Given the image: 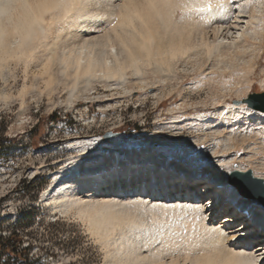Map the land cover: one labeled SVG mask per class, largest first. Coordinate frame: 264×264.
<instances>
[{
  "label": "bare ground",
  "instance_id": "1",
  "mask_svg": "<svg viewBox=\"0 0 264 264\" xmlns=\"http://www.w3.org/2000/svg\"><path fill=\"white\" fill-rule=\"evenodd\" d=\"M96 9L97 4L72 27L47 16L50 23L30 31L31 9L22 2L10 5L8 0H0V75L10 61H23L27 68L34 64L38 71L35 69L29 79L33 77L31 84L28 88L23 84L21 91L36 90L39 97L45 93L49 100L56 91H65L70 105L93 82H101L104 89L114 83L124 91L131 84L141 90L152 88L157 82L159 88L174 76L170 72L181 61H192L190 67L196 70L208 61L211 69L215 65L254 69L263 61L261 0H253L251 5L248 0H228L223 10L217 0H119L114 10ZM177 9L182 14L172 24L171 16ZM102 19L108 27L104 26L107 28L101 35L93 34L89 23ZM146 69L154 77H147ZM128 72L133 75L132 82ZM250 107L226 105L222 116L214 121L201 113L194 120L196 124L187 123L188 128L201 134L185 141L159 139L161 132H150L134 140L133 147H126L120 137L107 142L79 137L74 145L81 148L80 154L67 169L55 175L54 186L42 194L41 202L62 212L75 209L101 242L108 243L119 232L111 264H185L162 254L173 253L180 229L184 230L185 243L188 237L190 246L200 245L197 253L187 252V264H264V207L254 198L240 196L228 176L230 166L243 158L236 153L230 155L238 141L253 149L247 158L258 155L255 144H259L260 157L264 159V110ZM169 111L170 120L164 122L162 129L172 126L173 131L182 130L181 113L187 110L181 104ZM205 131L214 140L207 146L209 135ZM221 134L225 137L216 140ZM201 148L204 156L199 152ZM170 151L177 154V162H173L177 166L167 159ZM258 167L264 169V163ZM246 169L239 165L231 171ZM202 197L208 199L202 201ZM241 197L246 204L238 203ZM246 208L249 216L242 213ZM219 213L226 215L213 223ZM143 218H148L150 224L144 223ZM234 223L237 224L231 227ZM164 234L162 246L142 254L141 247Z\"/></svg>",
  "mask_w": 264,
  "mask_h": 264
},
{
  "label": "rangeland",
  "instance_id": "2",
  "mask_svg": "<svg viewBox=\"0 0 264 264\" xmlns=\"http://www.w3.org/2000/svg\"><path fill=\"white\" fill-rule=\"evenodd\" d=\"M100 1L98 0V3L96 0L97 11H102L104 8L109 10V7L114 10L119 2V0H109L107 4L106 0V2ZM115 4L113 9L112 5ZM95 8L96 6L92 7L94 10ZM181 14L180 9L175 10L171 16L172 24L179 20ZM99 21L92 22L93 25H98V28L92 27L93 25L89 23L91 26L89 29H92L95 35H101L108 27L104 19ZM263 61L254 66V69L245 65L233 69H225L223 65L217 68L215 65V68L211 69V62L208 61L199 70L190 67L192 61H181L171 70L170 73L174 76L167 79L163 87L160 84L158 88L159 83L156 82L152 88L139 90L136 84H131L126 92L122 89L121 91L119 86L113 85L114 83L111 84L112 86H105L104 89L101 82H93L94 84L87 86L88 91L87 89L78 91L85 94L72 100L70 105L67 104L68 94L65 91L54 92L51 100L45 93L46 96L43 94L39 97L36 90L29 93L21 91L23 84L29 87L33 80L32 77L31 82L29 81L30 76L38 71V67L30 63L27 68L25 63L19 60L8 62L3 75H0V236L6 237L9 231H17L20 235L18 249L25 248L24 252L28 254L30 264H111L110 257L113 256L116 243L119 241V232L116 231L112 239L109 238L108 243L101 242L99 237L88 229V225L78 216L75 209L62 212L60 208L56 210L52 204L41 202L42 194L54 186L55 177L62 173L63 169H67L73 158L80 154L81 148L78 149L74 145L76 140L80 137L107 142L120 137L124 146L133 147L134 140L138 141L140 137H146L150 132H161L159 139L188 140L187 138L193 135L201 134L194 128H188L189 125L196 124L194 120L201 113L205 115V118L214 121L221 115V110L226 105L235 104L240 108L249 106L245 103V99L250 94L261 95L257 101L264 103ZM145 72L147 77H154L151 70L146 69ZM127 77L132 82L133 75L130 72L127 73ZM158 97L162 100L160 101ZM62 99L64 102H61ZM181 104L187 111L181 113L184 122L179 127L185 129L179 130L180 132L173 131L172 126L171 129L166 126L162 129L164 122L170 120L169 110ZM222 135L217 136L216 140L223 139L225 135ZM206 138L208 139L206 146L214 142L210 135ZM255 146L258 155L247 158V155L254 153L253 149L252 151L250 148L247 149L244 143L238 141L230 155L236 153L240 159L243 158L235 165H231L230 169L241 165L247 168L246 170H250L253 176L263 177L264 180V169L258 167L259 163H264V159L260 157L259 144ZM202 148L199 152L201 156H204ZM169 154L170 157L168 156L167 159L171 161V164L177 162L174 158L177 154L171 151ZM149 165L148 163V167ZM174 165L177 166V164ZM231 170H228V176ZM170 171L171 169L166 170L167 173ZM181 174L184 175L182 172ZM198 189L197 192L200 194ZM236 190L240 194L237 188ZM240 196L247 198L241 194ZM242 197L238 203H244ZM207 199L202 197L201 200ZM217 205L221 207L220 202ZM224 215L226 214H217L213 223L217 224ZM143 220H145L144 223L150 224L148 218ZM168 229L165 232L167 235L170 234ZM183 232L184 230L181 229L177 235L175 232L178 242L175 249H172L173 253L164 251L162 254L166 255V259L175 258L187 264L186 256H190L187 252L197 253L200 245L190 246L188 237L185 243L186 237L182 235ZM166 234L149 240L147 245L140 248L142 254L147 255L149 250L153 251L155 247L162 246ZM4 257L5 255L0 259V264H18V262H12V259L3 262ZM163 257L165 259V256Z\"/></svg>",
  "mask_w": 264,
  "mask_h": 264
},
{
  "label": "snow or ice",
  "instance_id": "3",
  "mask_svg": "<svg viewBox=\"0 0 264 264\" xmlns=\"http://www.w3.org/2000/svg\"><path fill=\"white\" fill-rule=\"evenodd\" d=\"M8 2L10 5L22 2L31 9L28 22L30 31L44 23H50L46 19L47 16H54L58 23L72 27L75 22L83 18L84 13L96 6V0H8ZM162 2L169 3L170 0H162ZM227 2L228 0H217V5L223 10ZM248 2L251 5L253 0ZM261 3L264 4V0H261Z\"/></svg>",
  "mask_w": 264,
  "mask_h": 264
},
{
  "label": "water",
  "instance_id": "4",
  "mask_svg": "<svg viewBox=\"0 0 264 264\" xmlns=\"http://www.w3.org/2000/svg\"><path fill=\"white\" fill-rule=\"evenodd\" d=\"M261 95L250 94L245 99L249 106L264 110V103L257 101ZM229 181L238 189L241 195L251 199L254 198L264 207V180L252 175L250 170L236 171L229 173ZM247 187H246V186Z\"/></svg>",
  "mask_w": 264,
  "mask_h": 264
},
{
  "label": "trees",
  "instance_id": "5",
  "mask_svg": "<svg viewBox=\"0 0 264 264\" xmlns=\"http://www.w3.org/2000/svg\"><path fill=\"white\" fill-rule=\"evenodd\" d=\"M19 243L20 235L17 231L11 230L8 236H0V259L5 255L3 262L12 259V262H18V264H30L28 254L24 252L25 248L18 249Z\"/></svg>",
  "mask_w": 264,
  "mask_h": 264
}]
</instances>
